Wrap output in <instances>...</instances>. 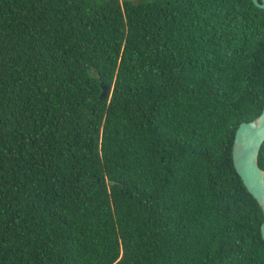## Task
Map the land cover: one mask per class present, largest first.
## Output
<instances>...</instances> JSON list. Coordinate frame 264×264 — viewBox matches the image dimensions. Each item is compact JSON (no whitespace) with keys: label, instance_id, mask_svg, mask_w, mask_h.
<instances>
[{"label":"trees","instance_id":"16d2710c","mask_svg":"<svg viewBox=\"0 0 264 264\" xmlns=\"http://www.w3.org/2000/svg\"><path fill=\"white\" fill-rule=\"evenodd\" d=\"M263 107L251 0H0V264H264Z\"/></svg>","mask_w":264,"mask_h":264},{"label":"water","instance_id":"95a60500","mask_svg":"<svg viewBox=\"0 0 264 264\" xmlns=\"http://www.w3.org/2000/svg\"><path fill=\"white\" fill-rule=\"evenodd\" d=\"M253 5L264 10V0H251ZM102 87L101 97L106 96ZM264 142V107L252 121L241 123L235 131L231 156L233 167L247 192L261 209L263 221L260 234L264 241V171L258 166V155Z\"/></svg>","mask_w":264,"mask_h":264},{"label":"rangeland","instance_id":"374dc122","mask_svg":"<svg viewBox=\"0 0 264 264\" xmlns=\"http://www.w3.org/2000/svg\"><path fill=\"white\" fill-rule=\"evenodd\" d=\"M121 2L124 1V0H120ZM129 1H132V2H137L138 0H129Z\"/></svg>","mask_w":264,"mask_h":264}]
</instances>
